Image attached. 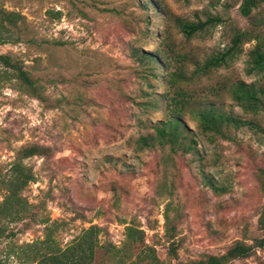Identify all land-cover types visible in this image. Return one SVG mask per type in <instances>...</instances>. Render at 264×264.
Wrapping results in <instances>:
<instances>
[{
	"label": "rangeland",
	"instance_id": "1",
	"mask_svg": "<svg viewBox=\"0 0 264 264\" xmlns=\"http://www.w3.org/2000/svg\"><path fill=\"white\" fill-rule=\"evenodd\" d=\"M242 1L0 0V54L18 62L43 97L0 66L3 264H37L76 246L91 226L98 230L89 264L186 263L264 237V112L244 111L229 93L237 81L264 88V74L248 73L256 41L242 42L229 66L192 77L236 32L264 36V2L244 18ZM213 17L220 22L190 39L178 28ZM180 68L188 80L171 86ZM178 87L191 94L180 134L193 148L141 145L174 117L166 104ZM201 109L241 122L206 134L190 114ZM32 145L47 153L20 160L33 179L12 218L2 211L4 181ZM165 214L176 227L175 256ZM230 264H264V248Z\"/></svg>",
	"mask_w": 264,
	"mask_h": 264
},
{
	"label": "trees",
	"instance_id": "2",
	"mask_svg": "<svg viewBox=\"0 0 264 264\" xmlns=\"http://www.w3.org/2000/svg\"><path fill=\"white\" fill-rule=\"evenodd\" d=\"M264 0H243L239 12L244 18H249L253 9L263 3ZM8 21L13 20L12 16H7ZM217 22H220L218 17L207 18L205 21L197 23L191 22H178V28L181 34L190 39L195 35L213 28ZM253 38L256 41L255 46L249 53V65L251 66L248 73L264 74V36L260 34L249 35L247 32H236L230 41V45L223 53H218L214 56L207 58L203 63L197 64L192 77L206 76L208 73L219 69L225 68L235 59L240 53L239 45L242 42ZM149 56V55H148ZM0 66L4 73H9L13 78L17 79L21 84L26 87V90L35 98L42 100L43 97L35 85V79H32L29 74L22 68V66L14 61L13 58L0 54ZM185 73L182 68L175 71L170 75L169 84L175 86L177 82L187 81ZM230 98L238 104L244 111L257 114L260 111L264 112V88L256 86L255 83L246 84L242 81H237L229 87ZM190 93L178 87V91L174 92V96L166 104L169 115H173L167 121L158 123L153 127L154 135L149 134L146 137L139 138L141 145L145 147L153 146L154 142L159 146H170L172 151L183 150L186 148L190 150L193 146L190 144L185 147L186 138L180 134L181 117L184 113L183 110L187 108L190 100ZM194 119L198 122L199 128L206 134H222V127L227 124L239 125L240 120L234 117H227L222 114L216 113L213 109H201L198 111H190ZM194 143V141H192ZM185 150V149H184ZM47 153L45 147L32 145L24 147L20 151L18 161L13 165V173L4 181V186L8 191V196L4 200L2 211L14 218L21 212L23 206L21 198L18 193L23 190L26 184L33 179L27 167L22 166L20 160L31 158L33 156H44ZM264 182V172L261 173ZM213 187V185H212ZM215 189V187H213ZM166 222V231L169 239L172 241L175 238L176 227L170 226L171 219L167 214L164 215ZM173 222H176L173 220ZM260 228L264 231V206L262 208L261 217L258 220ZM96 227H89L81 240L76 243V246L60 252H50L42 254L37 264H89L94 254V240ZM3 230L0 229V236ZM45 243V242H44ZM170 254L175 256L176 249L174 248L173 241L170 243ZM78 247V248H77ZM255 248H264V237L259 238L253 242V245L244 242L233 243L223 254L220 255H203L197 260L189 261L186 263L178 262V264H230L234 260L248 258ZM151 260L157 261L155 255L151 252ZM0 264H3L0 260ZM156 264V263H155Z\"/></svg>",
	"mask_w": 264,
	"mask_h": 264
}]
</instances>
